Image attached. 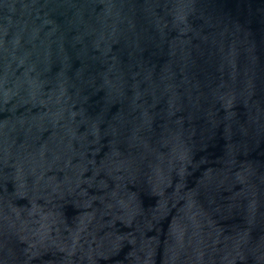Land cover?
I'll return each mask as SVG.
<instances>
[{"label": "water", "instance_id": "water-1", "mask_svg": "<svg viewBox=\"0 0 264 264\" xmlns=\"http://www.w3.org/2000/svg\"><path fill=\"white\" fill-rule=\"evenodd\" d=\"M0 264H264V0H0Z\"/></svg>", "mask_w": 264, "mask_h": 264}]
</instances>
